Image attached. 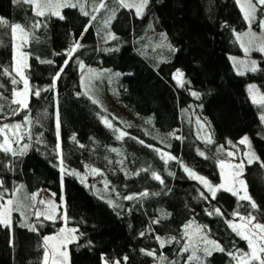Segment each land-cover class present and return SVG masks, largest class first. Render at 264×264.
<instances>
[{"label":"trees","instance_id":"1","mask_svg":"<svg viewBox=\"0 0 264 264\" xmlns=\"http://www.w3.org/2000/svg\"><path fill=\"white\" fill-rule=\"evenodd\" d=\"M100 2L106 7L94 12ZM113 10L115 16L105 26ZM260 10L264 15V7ZM85 11L88 16L78 6L65 7L60 19L50 13L37 16L24 0H0V19L5 21L0 24V127L20 124L22 136L20 143L12 144L16 156L0 151L1 201L13 199L22 205L12 213L11 228L0 226V264H43V237L64 222H38L29 196L44 189L61 197L63 188L67 225L78 229L79 238L69 245V264H125V256L126 264H199L191 259L194 249L204 264H236L228 253L248 249L229 227L237 218L234 214H251L264 224L263 108L252 103L248 92L252 82L264 92V58L255 72L243 64L238 69L236 60L240 64L244 46L236 37L248 29L240 6L236 0H151L138 17L115 0H87ZM15 24L29 33L23 44L29 56L25 74L40 95H31L27 109L13 115L12 109L18 108L11 104L13 89L23 88L22 83H11L12 77L20 79L13 71ZM76 42L81 47L68 59L66 53ZM92 66L123 74L118 95L133 119L123 122L83 92L81 76ZM177 70L184 74L183 87L173 78ZM105 117L112 128L105 125ZM113 129L127 135L117 139L120 133ZM247 133L260 157L246 165L244 174L256 209L223 189L212 199L208 189L184 171L187 167L219 185L218 161L228 157L229 141L236 143ZM154 149L177 159L165 163ZM61 157L67 170L63 179ZM72 171L79 175L69 174ZM21 185L19 193L11 195ZM144 192L148 195H141ZM130 195L136 198L124 199ZM25 219L37 231L22 227ZM157 219L160 222L153 223ZM198 228L225 251L205 257L202 248L190 247V232ZM157 236L165 240L163 248ZM141 249L155 251V258Z\"/></svg>","mask_w":264,"mask_h":264},{"label":"snow or ice","instance_id":"2","mask_svg":"<svg viewBox=\"0 0 264 264\" xmlns=\"http://www.w3.org/2000/svg\"><path fill=\"white\" fill-rule=\"evenodd\" d=\"M25 3H29L34 5L36 8L35 14L37 16H44L45 11L51 12L52 15L58 16L60 19H64V17L60 13V9L65 7L70 8H76L78 5L76 3H72L71 0H56L55 3H53V0H24ZM116 3H118L120 6L124 8L134 9L135 14L140 17L143 15L145 9L148 7L151 0H134L132 3H127L126 0H115ZM236 3L240 6V10L242 11L244 15V19L248 21L249 28L251 27V22L255 18V13L257 11L258 7H264V0H236ZM80 11L85 15L88 16L89 13L85 11L84 5L80 4ZM106 7V4L104 2H100L96 7H94L93 11H99V9H103ZM115 16V10L112 11V15L109 16V18L105 21V26L110 24L111 19H113ZM92 20L96 19L95 15H92L90 17ZM5 23L2 19H0V24ZM39 24L37 23L34 25V27H38ZM261 27L264 28V21H261ZM11 30L14 35L16 36L17 33H19V36L17 39L21 41L20 44L17 45V54L14 57V63L15 67L13 68V71L15 72L16 76H19V80H17L15 77H12L11 83L13 85H18L20 83L23 84V88L20 90L13 89L12 95L15 97V99L11 100V104L17 105L18 108L12 109V114L16 115L18 114V111L20 109H27L28 106V100L31 95L39 96L40 90H35L30 87V83L28 78L25 76V69L29 67L27 64V55L20 51L19 49L23 46V44L27 43V37L28 33L24 27H22L19 24L11 25ZM87 29H85L86 31ZM115 38V37H113ZM166 38V37H165ZM237 40L240 39V36L237 35ZM243 46V45H242ZM81 45L76 42L73 44V46L68 50L66 53L68 59H71L73 53L76 49L80 48ZM172 51H176V49H171ZM261 51H264V47L260 49ZM247 52V49H245ZM46 63H52V61H42ZM67 63V61H65ZM243 63V62H241ZM83 66V65H81ZM6 74L11 76V72H8L7 69L4 70ZM250 71H257V67L255 65V62H253L252 67L250 68ZM243 74V73H240ZM184 74L180 70H177L174 74V79L176 80L177 84L180 87L184 86ZM59 79V74L57 73L56 76L53 78V85L52 87H55V80ZM0 87H3V85H0ZM47 90V89H45ZM248 92L251 96L252 103L256 104L260 108H264V94H258V90L256 89L255 85H250L248 88ZM191 95L193 97L199 98L198 92H192ZM93 103H99L95 99H93ZM259 120L262 124H264V113H262L259 116ZM104 123L107 127L112 128L111 122L105 117ZM21 128L20 124L15 125H3L0 127V136L3 137V143H0V151L11 154L12 156H16L18 153L17 151L12 147L13 143H20L22 140V136L19 135V129ZM59 129H60V119H59V113L57 112L56 116V130H57V136L59 137ZM114 131H118L120 135L117 137V139H120L121 137L127 135V133L119 130V129H113ZM11 132L12 136H15V140L13 141L8 133ZM30 138V137H29ZM177 139H180V137H176ZM264 138V137H262ZM140 143H144L143 141H139ZM208 142H211V139L209 137ZM239 144L245 145L248 148V151L245 153V156L248 160V163L251 164L255 160H259V157L256 155V153L252 150V142L251 139L245 135L243 136L239 141ZM229 144H231V141H229ZM147 147H151L150 145H145ZM59 148V145H57ZM235 147V145H233ZM25 148H27V145H25ZM157 151L161 159H164L165 163L168 162V160H176L177 158L172 156L169 153H164L160 149H154ZM112 151H117L116 149H112ZM20 155H23V151L19 153ZM58 155L59 152H58ZM200 155H204L202 152ZM236 154L234 152L229 151L227 153V156L234 157ZM59 170L61 172V179H63V174L67 171L66 168L63 166V159L61 157L60 164L58 165ZM221 169H231L225 177V182L221 183L220 185H212L207 179H205L202 176L197 175L194 173L191 169L184 167V171L189 174L190 177L198 180L201 184H203L211 194L212 199H215L217 191L223 189L224 191L230 192L233 196H237L239 200H247L253 209L257 208V205L255 201L252 200L251 196L247 192V186L245 182L239 177L243 174V168L244 163L241 161L239 164H231V163H225L224 161L220 162ZM93 172H96V169L92 170ZM69 174L71 175H79L78 173L72 171ZM222 176H224V172L221 173ZM153 177L157 180H160L161 183H163V180H161L160 176L156 173H153ZM83 182V181H82ZM239 185L240 187L237 188L236 185ZM107 186V185H106ZM23 185L17 187L11 195H16L19 193ZM4 188L3 181L0 180V189ZM4 191H7V189H4ZM243 192L241 195L240 192ZM55 196V194H52ZM141 195L147 196L148 193L144 192ZM203 195V193L201 194ZM39 196V193H32L29 196V199H31L33 203V207L35 206V202L37 201V197ZM134 196H126L124 199L126 200H132L135 199ZM207 198V197H205ZM3 194L0 193V200H3ZM39 203L44 205L43 210H37L34 212V216L36 220L39 222L40 218L43 217L45 220H52L55 222L57 215L60 216L62 221L65 224V227H62L56 235L52 236H45L43 237V245H44V252H43V264H49V259L51 258V264H68L69 260V254L67 251V246L75 241H77L79 238L76 235L78 229L75 228H67V222H68V215L66 211V206L63 202V197L61 198V203L58 205L55 203L54 200H44L40 199ZM111 204V201H109ZM20 207L22 205H19L18 202L14 201L13 199H8L4 203H0V226H4L7 228H11V215L14 211H19ZM59 210V211H58ZM215 212L217 214L222 215L220 213V210L217 208L215 209ZM22 216L24 215L23 212L20 213ZM212 213L210 212L209 215ZM239 219L243 220L244 223H234L230 222L229 227L232 229L233 232L236 233L237 236H239L242 240H244L247 244L248 251L244 250H238L235 253L229 252L228 255L232 257L233 260L236 261V264H264V224L255 222L256 217L249 214L247 217H240L239 213H235ZM159 219L154 220L153 223H159ZM22 227H26L29 229V231H37L35 224H28L27 222L21 224ZM197 231H201V229H197ZM143 235V233H141ZM156 239L159 241L161 248L165 245V240L161 239L159 236L156 237ZM206 246L203 248V253L205 257H209L212 255L213 251H220L224 252L225 249L222 248L217 242L205 240ZM142 252H144L146 255L154 257L156 256L155 251H145L144 249H141ZM184 251H188V246H185ZM191 259L199 261V264H204V260L196 255V250L194 249L192 252ZM128 257H123V261L127 262ZM104 264H109V261L105 260ZM111 264H121L120 260H116L111 262Z\"/></svg>","mask_w":264,"mask_h":264},{"label":"rangeland","instance_id":"3","mask_svg":"<svg viewBox=\"0 0 264 264\" xmlns=\"http://www.w3.org/2000/svg\"><path fill=\"white\" fill-rule=\"evenodd\" d=\"M55 2H56V0H53V3H55ZM71 2L76 3L78 5V7L80 4H83L84 8L86 10L87 0H71ZM126 2L132 3V2H134V0H126ZM253 2H255V0H253ZM32 7H33L34 12H36V8L34 7V5H32ZM62 10H63V8L60 9L61 15H62ZM49 13L51 14V12L45 11V14H49ZM261 21H264V15H262L260 7H258L257 11L255 13V18L251 22V27L249 28V24L247 21V24H248L247 31L244 32L243 34H240V41L242 42L244 49H243V55L239 56L240 64H238V60H236L238 69L240 68L239 65H242V64L245 67L251 68L253 62H255V65L258 68L259 59L264 58V51L260 50L262 47H264V28L261 27ZM18 36H19V33H17L16 36L14 37V54H15V56L17 54V45L21 43V41L19 39H17ZM28 39H29V33H28L27 41H28ZM245 49H247V52L245 51ZM19 50L22 51L23 53H25L27 55V57H29L28 54L23 50V46ZM28 62H29V60L27 59V64H28ZM241 62H243V63H241ZM122 75L123 74L121 72L115 71L111 68L92 66L89 69H87L83 73V75L81 76V87H82L83 92L87 96H89L92 100L95 99L96 101L99 102L97 104L102 106L104 109L110 111L111 113H113L114 116L118 117L123 122H125L127 120L133 119L134 113L130 109L125 108L124 106H122L120 104V98L118 95V90H119L118 85H119L120 79L122 78ZM25 76H26V74H25ZM250 85L256 86V89L258 90V94H264V92L261 91V89L259 88L257 83L252 82L249 84V86ZM13 99H15L14 96H13ZM28 102H29V100H28ZM262 113H264V108L262 109L260 115ZM245 135H247L251 139L252 150L259 157V154H258L256 147H255L253 140H252V135L250 133H247ZM245 135H243V136H245ZM204 137L206 138L205 133H204ZM233 145H235V147H233ZM225 151H226L225 152L226 155L229 151L234 152L236 155L234 157L228 156L227 158L220 159L218 161V168H219V172H220V176H221V183L225 182V177H227L228 173L232 170L228 169V168H225L222 170L220 167V162L224 161L225 163L239 164L241 161H243V163H244L243 174L239 177V179L243 180L247 186L244 174H245V167L247 164H249L248 160L245 156V153L248 151V148L245 145H241L238 142H236V143L229 144L225 148ZM259 160H260V157H259ZM255 161H258V160H255ZM255 161H253V162H255ZM222 171L224 172V176L221 175ZM197 175H199V174H197ZM199 176H201V175H199ZM202 177H204V176H202ZM204 178L207 179L206 177H204ZM236 187L239 188L240 186L237 184ZM247 192L250 195V193L248 191V187H247ZM38 193H39V196L37 197V201L35 202L34 212L37 210H43L45 207L44 205L39 203L40 199L54 200L55 203L59 205L61 203V198L63 197V202H64V205L66 206L64 188H63V194L61 197H57L56 193H54L53 191H50V190H47V191L41 190ZM53 193L55 194V196L52 195ZM240 194L242 195L243 192L241 191ZM5 201L0 200V203H4ZM24 212H26V211H24ZM34 212H33V215H34ZM11 217H12V215H11ZM59 218H60V216L57 215L56 220ZM43 220H45V219H43V217H41L40 221H43ZM23 221L26 222L27 219H25ZM255 222H259V221L256 219ZM234 223L240 224V223H244V221L239 219V217H237L235 219ZM62 227H65V224L62 225L61 228ZM66 227L71 228L68 225H66ZM199 229H201V231H197V229H194L190 232L191 236L189 237V242L187 241V244L189 243V245H191L190 247H192V248L198 247V249L199 248L203 249L206 246L205 240H210V241H214V240H211L208 236H206L205 231L202 228H199ZM58 231L48 232L44 235V237L56 235L58 233ZM69 245L67 246L68 254L70 253L69 252ZM49 264H51V258L49 259ZM68 264H69V260H68Z\"/></svg>","mask_w":264,"mask_h":264},{"label":"bare ground","instance_id":"4","mask_svg":"<svg viewBox=\"0 0 264 264\" xmlns=\"http://www.w3.org/2000/svg\"><path fill=\"white\" fill-rule=\"evenodd\" d=\"M41 197V196H40Z\"/></svg>","mask_w":264,"mask_h":264}]
</instances>
